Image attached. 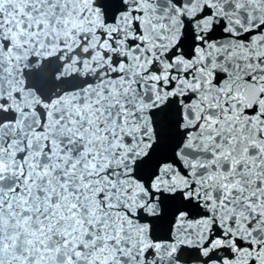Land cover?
I'll list each match as a JSON object with an SVG mask.
<instances>
[{
  "label": "snow or ice",
  "instance_id": "snow-or-ice-1",
  "mask_svg": "<svg viewBox=\"0 0 264 264\" xmlns=\"http://www.w3.org/2000/svg\"><path fill=\"white\" fill-rule=\"evenodd\" d=\"M0 264H264V0H0Z\"/></svg>",
  "mask_w": 264,
  "mask_h": 264
}]
</instances>
